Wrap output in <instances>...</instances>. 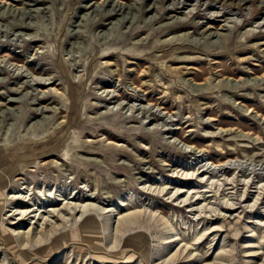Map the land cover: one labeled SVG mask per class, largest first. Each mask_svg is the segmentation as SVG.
<instances>
[{
	"label": "rangeland",
	"instance_id": "1",
	"mask_svg": "<svg viewBox=\"0 0 264 264\" xmlns=\"http://www.w3.org/2000/svg\"><path fill=\"white\" fill-rule=\"evenodd\" d=\"M175 252L264 264V0H0V264Z\"/></svg>",
	"mask_w": 264,
	"mask_h": 264
},
{
	"label": "bare ground",
	"instance_id": "2",
	"mask_svg": "<svg viewBox=\"0 0 264 264\" xmlns=\"http://www.w3.org/2000/svg\"><path fill=\"white\" fill-rule=\"evenodd\" d=\"M165 189V188H164ZM180 192H182V191H180ZM183 193V192H182ZM186 202V201H185ZM28 211H30V210H28ZM27 211V212H28ZM22 213H24L23 211H22ZM28 215H29V212L27 213V214H22V216L20 217V218H18V219H24L25 217H28ZM121 218V217H120ZM16 220V219H15ZM238 220V219H237ZM20 222H21V220H18V221H14V222H12L13 224H20ZM46 223V222H45ZM47 224V223H46ZM167 246H170V245H167ZM166 250V249H165ZM256 252L255 251H249V254H251L250 256H254V255H256L255 254ZM179 253L178 252H175V253H173L170 257H169V259H168V261H169V263H173V262H176V264H189V263H191L190 262V260L189 259H187L186 257L185 258H182L181 259V257H179V258H177V259H175L176 257H177V255H178ZM181 254H183V253H181ZM181 254H179V255H181ZM190 254V253H189ZM188 256V255H187ZM189 257V256H188ZM192 264V263H191Z\"/></svg>",
	"mask_w": 264,
	"mask_h": 264
}]
</instances>
